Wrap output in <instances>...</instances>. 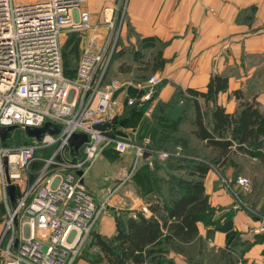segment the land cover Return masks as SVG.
<instances>
[{
  "label": "built area",
  "instance_id": "built-area-1",
  "mask_svg": "<svg viewBox=\"0 0 264 264\" xmlns=\"http://www.w3.org/2000/svg\"><path fill=\"white\" fill-rule=\"evenodd\" d=\"M85 1L0 0V127L5 132L9 126L42 127L38 136L19 147L5 146L0 139V186L5 188L6 180L19 178L17 169L26 168L38 149L55 145L8 214L9 223L23 219L26 234L13 249L6 247L1 264H71L105 203L95 205L93 192L82 182L84 171L105 146L117 153L132 149L135 161L147 153L146 139L135 145L110 135V126L93 128L97 123L111 124L113 114L123 105L152 102L160 78L151 74L142 82L115 77L101 81L123 7L120 15L117 5L103 7L101 23H91L83 9ZM66 32L86 34L74 75L68 78L62 73L61 61L60 35ZM119 92L125 94L122 100L116 97ZM151 109L149 104L143 112L149 114ZM75 133L86 135L76 148L70 140ZM65 149L72 160L66 158ZM157 154L159 159L167 156L162 151ZM234 184L243 192L250 188L242 175ZM235 199L231 208L239 209ZM136 213L147 215L146 205L130 216ZM262 225L263 221L254 231L263 229Z\"/></svg>",
  "mask_w": 264,
  "mask_h": 264
},
{
  "label": "trees",
  "instance_id": "trees-1",
  "mask_svg": "<svg viewBox=\"0 0 264 264\" xmlns=\"http://www.w3.org/2000/svg\"><path fill=\"white\" fill-rule=\"evenodd\" d=\"M71 37L73 43L65 45L69 55H76L77 62L83 36L79 32L65 33V39ZM125 37L126 45L117 36L102 82L110 79L114 70L130 72L133 79L143 80L162 65L160 50L164 41L141 37L128 23ZM76 62L72 69L66 68L65 74L62 69L65 77L74 75ZM255 72L257 76L264 75V63ZM160 85L161 82L156 86L152 102L123 105L111 120L108 131L114 136L122 132L121 125L133 126L137 122L134 123L137 140L133 142L141 144L143 136L148 138L145 148L153 155L152 166L148 167L145 162L140 165L147 168V185L144 190L135 188L148 214L136 213L131 217L127 211H113L112 234L90 230L87 239L97 251L88 264H175L173 255L180 256L186 264H245L244 252L259 238L245 239L232 229L230 211L222 215L221 222L220 218H214L203 178L213 170L218 178L232 185L237 176L249 175L250 192L237 193L239 209L264 222V108H258L253 96L247 100L235 90V97L242 99L232 112L225 111L216 103L217 93L227 87L224 74L210 75L204 90L174 85L166 100L157 98ZM149 104L151 112L144 115ZM20 134L31 137L23 129L13 127L1 134V143L9 147L12 142L23 139ZM158 151L168 155L159 160L155 157ZM252 158L256 162L253 163ZM31 168L32 165L28 170L30 185L38 171ZM13 194V200L21 197L15 185ZM258 202L259 208L255 210ZM198 224L203 227V235L199 233ZM216 230L225 232V237L224 244L215 249L208 246L207 241Z\"/></svg>",
  "mask_w": 264,
  "mask_h": 264
},
{
  "label": "crops",
  "instance_id": "crops-1",
  "mask_svg": "<svg viewBox=\"0 0 264 264\" xmlns=\"http://www.w3.org/2000/svg\"><path fill=\"white\" fill-rule=\"evenodd\" d=\"M113 2L114 0H86L83 9L89 13L91 23H98L102 8L112 7L115 5ZM122 7L123 13L116 23V29L124 45L128 42L125 37L126 23L141 37L165 42L160 50L163 63L152 73L158 75L161 82L158 99L166 100L174 85L204 90L210 75L224 74L227 77V87L217 93L216 103L223 106L225 111L232 112L242 99L235 97V90H239L240 95H245L247 100L253 96L258 108H264V75L255 74V70L264 63V0H123ZM101 29L104 30L103 25ZM85 39L86 35L83 36L80 47ZM129 40L133 41V38ZM124 95L119 92L116 97L122 100ZM157 153L155 157L159 159ZM152 157L153 155L146 153L138 161L140 165L145 162L151 167ZM251 161L256 162L254 158ZM89 169L90 166L84 171L82 181ZM242 176L247 177L250 182L249 175ZM106 179L103 177V180ZM83 184L93 192L95 201L104 190L102 184L97 186L96 191L90 185ZM203 186L208 203L213 207L214 218H220L221 222L222 215L230 211V226L239 231L242 238L252 240L254 236H258L259 240L252 243L243 254L245 264H264V224L263 229L254 231L261 221L244 209L231 208L238 192H250L251 182L249 190L243 192L235 184L229 185L225 179L218 178L213 170H209L203 178ZM118 199L116 205L108 207L114 209L103 211L102 217L95 223L98 233H113V211L129 213L133 209L137 210L140 205H145L130 185L119 190ZM259 205L260 202L255 205V210ZM198 229L203 235L201 224H198ZM21 233L24 236L25 229H21ZM224 237L225 232L216 230L207 244L215 249L221 247ZM4 245L0 249V264ZM172 257L175 264H186L180 256ZM74 264L88 262L78 257Z\"/></svg>",
  "mask_w": 264,
  "mask_h": 264
},
{
  "label": "rangeland",
  "instance_id": "rangeland-1",
  "mask_svg": "<svg viewBox=\"0 0 264 264\" xmlns=\"http://www.w3.org/2000/svg\"><path fill=\"white\" fill-rule=\"evenodd\" d=\"M22 1H29V0H22ZM89 1L98 2V0H89ZM113 4H115L113 6L116 5L118 6L117 14L120 15L123 5V0H114ZM98 23H101V20H99ZM101 30L103 31V29ZM85 35L86 34L84 33L82 34V36ZM60 37H61V45H63V48L61 49L62 69L65 74L66 68L72 69L73 66H75L76 55L73 56L69 55L68 49L66 47L68 45V42L69 44L73 43V37L69 39L67 38L65 39V33L61 34ZM111 76L118 78L120 80L138 81L136 79H133L134 77L131 75V73H120V72H116L115 70L113 71ZM117 113L118 111L115 112V114H113L112 119H114ZM144 115H149V114H144ZM134 123L136 124L137 122ZM134 123L133 126L132 124L121 125L120 130L122 132L116 133L114 137L128 141L129 143L135 145H140L133 142V140L134 141L137 140L136 137L137 132L135 130L136 126ZM19 133L20 132H14V134H19ZM19 136L21 137L20 139L22 138L23 139L20 141L12 142L9 147H13V148L19 147L20 145L31 142L32 140L26 138L23 134H20ZM85 139H86V135L82 134L80 136V142L85 141ZM145 139L148 140L147 137L143 136L141 140L143 141ZM54 147L55 145L49 146L48 148L38 149L35 153V158L30 161L31 163L29 162L30 165H32L31 169H36L38 171L42 169L45 165L43 159L47 158L52 153ZM64 152L65 155L68 154L67 149H65ZM69 156L71 157V155H67L66 158L69 159L70 158ZM134 159L135 157L132 149H128L123 153H117L111 146H105L102 149L99 156L97 157V159L94 160L93 163L90 165L89 172L84 175L82 182L90 185L91 188H94V191L97 190V186L102 184L104 190L101 192L100 196L97 197L95 201V205L98 206L100 202L105 201L104 207L102 208L101 212L98 214L97 218L94 220V223L92 224L90 230H96L95 223L96 224L98 223V221L102 217L103 211H106V209L107 210L114 209L108 207L109 205H113V204L116 205L118 203L119 190H121L123 186L130 185L134 189L137 188L139 190H144L145 186L147 185V168H145L144 165L140 166V162L138 161L140 158L137 159L136 161ZM30 165H28L26 168L17 169L19 178L10 181V183L14 184L17 188H19L21 196L24 195V193L28 190V187L30 186L29 180L31 178H29L30 174L28 172V170L30 169ZM103 177H106L107 179L103 180ZM115 193L117 195H114ZM113 195L114 197L112 198ZM235 200L239 202L238 198H236ZM17 201L18 200H13L12 202H10L7 198L6 189L0 186V226H1L0 249H2L3 245L5 244L4 245L5 247L2 250L1 261L3 258V252L5 251L6 247L9 248V250L13 249L12 248L13 241L23 236L21 233V229L22 230L25 229L26 231L22 218L19 217L16 226L13 225L14 222L12 223L13 219H11L10 223L8 222V218H9L8 214L11 213V211L14 209L15 205L17 204ZM132 211H136V210L133 209L128 214L130 215ZM23 234L25 236V233ZM87 234L83 239V241L78 246L77 254L75 255L71 264H74L78 257L88 262L96 253L97 251L96 248L89 244L90 241H88L87 239Z\"/></svg>",
  "mask_w": 264,
  "mask_h": 264
},
{
  "label": "water",
  "instance_id": "water-1",
  "mask_svg": "<svg viewBox=\"0 0 264 264\" xmlns=\"http://www.w3.org/2000/svg\"><path fill=\"white\" fill-rule=\"evenodd\" d=\"M106 126H111L110 123H107V122H104V123H97V124H94L93 125V128L95 129H98V130H103ZM13 128L12 126H9L7 127L6 129H11ZM23 131L26 133V135H30V136H33V137H36L38 136V134H40V132L42 131V127H38V128H29L28 126H24L23 127ZM3 132H5V129L3 127H0V134H2ZM82 134L81 133H75L73 135H71L70 137V140H71V143L73 144V147H77L80 143V136ZM145 154H143V157H144ZM5 160V158H4ZM76 174L79 175L80 174V171H76ZM7 181V184H6V194H7V197L9 198L10 201L13 200V190H14V184L10 183L8 180ZM17 242V239H15L13 241V246H15Z\"/></svg>",
  "mask_w": 264,
  "mask_h": 264
}]
</instances>
